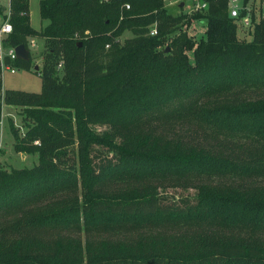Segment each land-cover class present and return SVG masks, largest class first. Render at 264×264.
<instances>
[{"label":"trees","instance_id":"obj_1","mask_svg":"<svg viewBox=\"0 0 264 264\" xmlns=\"http://www.w3.org/2000/svg\"><path fill=\"white\" fill-rule=\"evenodd\" d=\"M9 3L4 45L36 37L44 49L39 93L2 92L0 79V120L3 105L22 108L26 127L10 126L13 150L38 157L0 169V264H264L261 2L244 27L226 0L191 16H172L162 0H41L40 30L29 0ZM196 19L206 22L199 41L182 28ZM29 57L14 65L29 70ZM164 224L177 229L89 236Z\"/></svg>","mask_w":264,"mask_h":264},{"label":"rangeland","instance_id":"obj_2","mask_svg":"<svg viewBox=\"0 0 264 264\" xmlns=\"http://www.w3.org/2000/svg\"><path fill=\"white\" fill-rule=\"evenodd\" d=\"M41 0H29V20L30 25L35 30H40L42 27L46 25V20H43L40 17L39 12V6H40ZM264 1V0H263ZM9 0H0V8H7L8 7ZM242 0L239 1V4L241 5ZM252 7L254 9L257 8V4H253ZM166 9L169 14L172 16L183 14L184 11L180 9L178 5L169 4L167 3ZM261 11L262 14H264V2L261 5ZM3 22V11L0 13V25ZM182 28L186 31V33L191 36L195 41H199L201 38L205 37V30H206V22L203 19H196L191 20L190 23H184L182 25ZM245 37L246 40H249L250 37L247 35H241ZM132 33L128 30L124 31V33L120 37V41H123L125 39L131 38ZM36 46L31 49L30 55L32 59V67L27 70L23 67H17L15 66L16 74L11 75L8 71L2 70L1 72V91H21L26 93H39L41 90V80L39 78V75L36 71H34V67L38 66L39 70L42 67V53H43V40L37 39ZM189 61L192 63V51L187 52ZM59 76L61 77V69L59 70ZM165 116H162L160 121L155 122L153 121L152 126H158L155 127V129L161 130L164 127H160L161 121H165L167 119ZM172 122V121H170ZM23 117H22V108H15L10 107L8 105L2 106V115L0 120V169L10 171L13 169H30L38 162V157L36 154H18L14 152L13 150V136L11 134L10 126H14L16 129H18L19 134L23 135L26 131V127L23 125ZM153 129V128H152ZM177 129V128H176ZM96 130L98 132H101L105 130V127H96ZM188 139H194L191 137V135L188 136ZM248 147V146H243ZM258 148L259 146H251V148ZM166 181V180H164ZM160 181V182H164ZM255 183L264 185V179H259ZM123 183H117V186H122ZM165 185L166 183H162ZM161 190V189H160ZM163 194H168L170 196H176L180 198H191L195 194V190L188 189H175V188H166L165 191H161ZM177 226L173 224H164L161 227H153L146 225L142 229H134L132 227H120L115 229H103L99 232H92L89 233V236L91 237H97L99 240H109V241H124V240H131V239H137L138 236L143 234H152L158 232H165L166 234H169L176 230ZM85 231L82 230V232H77V235L81 238H84Z\"/></svg>","mask_w":264,"mask_h":264},{"label":"built area","instance_id":"obj_3","mask_svg":"<svg viewBox=\"0 0 264 264\" xmlns=\"http://www.w3.org/2000/svg\"><path fill=\"white\" fill-rule=\"evenodd\" d=\"M164 6L166 7L167 3L178 5L180 9L184 11V15L191 16L196 13H205L208 10V0H162ZM240 0H226L228 16L237 20L244 27L250 26L252 22L251 14H252V5L257 1V4L260 2V6L263 4V0L259 2V0H248L244 2L242 0L241 5L239 4ZM125 9H129V4H124ZM3 10V22L0 25V71L6 70L11 75L16 74V69L14 66V62L17 61L15 47L5 46L4 39L8 36V34L12 31V24L10 22V3H8V7L2 8ZM261 17L264 18V14L261 11ZM122 18V14L120 16ZM158 34L157 23H152L149 26L148 35L155 36ZM36 37H28L27 38V46L26 49L30 51L34 48L36 44ZM1 79V75H0Z\"/></svg>","mask_w":264,"mask_h":264},{"label":"water","instance_id":"obj_4","mask_svg":"<svg viewBox=\"0 0 264 264\" xmlns=\"http://www.w3.org/2000/svg\"><path fill=\"white\" fill-rule=\"evenodd\" d=\"M169 50L168 48H166V51ZM15 53H16V57L18 60L24 61V62H28L30 57H29V51L26 49V47L23 44H20L18 46L15 47ZM39 67L35 66L34 67V71H38Z\"/></svg>","mask_w":264,"mask_h":264}]
</instances>
